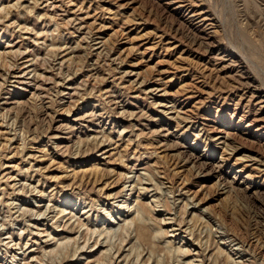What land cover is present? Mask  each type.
I'll use <instances>...</instances> for the list:
<instances>
[{"label":"rangeland","instance_id":"374dc122","mask_svg":"<svg viewBox=\"0 0 264 264\" xmlns=\"http://www.w3.org/2000/svg\"><path fill=\"white\" fill-rule=\"evenodd\" d=\"M0 264H264V0H0Z\"/></svg>","mask_w":264,"mask_h":264},{"label":"bare ground","instance_id":"6f19581e","mask_svg":"<svg viewBox=\"0 0 264 264\" xmlns=\"http://www.w3.org/2000/svg\"><path fill=\"white\" fill-rule=\"evenodd\" d=\"M44 217H46V216H44ZM146 228V227H145ZM143 230V229H142ZM145 231H147L146 229H145ZM141 233H142V231H141ZM146 235H147V233H146ZM145 236V235H144ZM142 237V236H141ZM143 239V238H142Z\"/></svg>","mask_w":264,"mask_h":264}]
</instances>
